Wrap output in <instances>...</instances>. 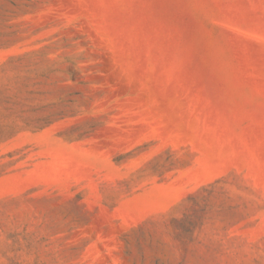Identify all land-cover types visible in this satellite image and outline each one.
I'll list each match as a JSON object with an SVG mask.
<instances>
[{
  "label": "rangeland",
  "instance_id": "obj_1",
  "mask_svg": "<svg viewBox=\"0 0 264 264\" xmlns=\"http://www.w3.org/2000/svg\"><path fill=\"white\" fill-rule=\"evenodd\" d=\"M0 264H264V0H0Z\"/></svg>",
  "mask_w": 264,
  "mask_h": 264
}]
</instances>
